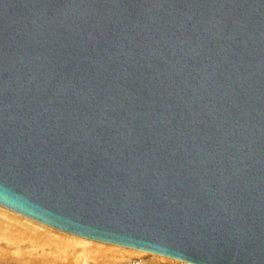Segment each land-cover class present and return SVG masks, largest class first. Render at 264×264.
<instances>
[{
	"label": "water",
	"instance_id": "obj_1",
	"mask_svg": "<svg viewBox=\"0 0 264 264\" xmlns=\"http://www.w3.org/2000/svg\"><path fill=\"white\" fill-rule=\"evenodd\" d=\"M0 204L264 264V0H0Z\"/></svg>",
	"mask_w": 264,
	"mask_h": 264
},
{
	"label": "rangeland",
	"instance_id": "obj_2",
	"mask_svg": "<svg viewBox=\"0 0 264 264\" xmlns=\"http://www.w3.org/2000/svg\"><path fill=\"white\" fill-rule=\"evenodd\" d=\"M81 239L0 206V264H184L155 253Z\"/></svg>",
	"mask_w": 264,
	"mask_h": 264
},
{
	"label": "bare ground",
	"instance_id": "obj_3",
	"mask_svg": "<svg viewBox=\"0 0 264 264\" xmlns=\"http://www.w3.org/2000/svg\"><path fill=\"white\" fill-rule=\"evenodd\" d=\"M0 206L5 207V208H7V209H10V208H8V207H6V206H4V205H1V204H0ZM10 210L13 211V212H15V213L21 214V213H19V212H17V211H14L13 209H10ZM21 215H23V216H25V217H27V218H29V219H31V220H34V221H36V222H39V223H41V224H44V225H46V226L52 227V228H54V229H57V230H59V231L67 232V231H65V230L59 229V228L54 227V226H52V225H49V224L43 223V222H41V221H39V220L33 219V218H31V217H28V216H26V215H24V214H21ZM67 233H70V232H67ZM70 234L75 235L76 237H79L80 239L82 238L81 240H83V238H84V239H88V240L99 241V242H102V243H107V244H112V245H116V246L126 247V248H130V249H134V250L145 251V252H149V253H155V254H158L159 256H163V257H167V258H170V259H174V260L181 261V262H183L184 264H195V263H193V262H191V261H187V260L179 259V258L172 257V256H167V255L160 254V253L153 252V251H148V250H144V249H140V248H136V247H130V246H125V245H120V244L111 243V242H107V241H101V240L91 239V238H87V237L80 236V235L73 234V233H70Z\"/></svg>",
	"mask_w": 264,
	"mask_h": 264
}]
</instances>
